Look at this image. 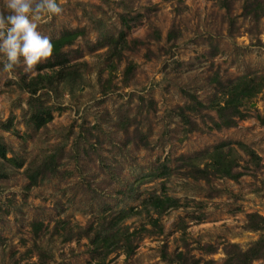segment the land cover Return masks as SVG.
Here are the masks:
<instances>
[{
	"label": "rangeland",
	"instance_id": "rangeland-1",
	"mask_svg": "<svg viewBox=\"0 0 264 264\" xmlns=\"http://www.w3.org/2000/svg\"><path fill=\"white\" fill-rule=\"evenodd\" d=\"M57 2L62 14L41 21L38 30L52 37L65 28H83V35L64 46L69 61H78L79 76L36 91L50 112L43 124L35 127L29 120L28 93L15 82L22 68L10 78L0 64V142L7 157H0V264H96L98 256L85 235L62 238L67 228L75 231L111 210L140 207L142 197L160 191L178 198V205L160 216L161 231L142 233L130 255L108 252L102 264H167L162 250L169 256L182 248L221 264V241L245 247L258 235L243 227L244 213L264 215V125L251 115L263 112L264 90L250 102V115L228 127L210 126L208 118L205 125L197 114L192 118L200 129L185 131L175 110L188 100L187 92L204 104L210 100L214 84L208 75L214 70L220 79L264 71V14L254 25L241 17V0H234L233 33L215 0ZM169 28L177 35L165 40ZM118 30L129 46L122 48L120 60L107 58L106 37ZM126 59L134 68L124 79ZM201 110L215 117L212 107ZM138 131L147 146L136 140ZM219 140L249 146L259 165L247 162L250 171L237 179L210 176L207 182L182 169L147 174L159 162L173 167L177 154H192ZM236 150L239 162L246 163L247 155ZM45 154H53V172L26 188V168ZM32 220L42 222L37 236ZM122 224L150 227L144 211ZM205 242L215 249L206 252ZM250 264H264V257Z\"/></svg>",
	"mask_w": 264,
	"mask_h": 264
},
{
	"label": "trees",
	"instance_id": "trees-1",
	"mask_svg": "<svg viewBox=\"0 0 264 264\" xmlns=\"http://www.w3.org/2000/svg\"><path fill=\"white\" fill-rule=\"evenodd\" d=\"M215 1L223 8L227 27L233 28L234 33L237 28L235 17L231 11L234 0ZM240 6L241 17L251 19L254 25L264 14V0H241ZM120 19L123 25L126 27L129 25L128 19L123 14L120 15ZM228 32L232 33V30L228 29ZM77 35H83L82 27L65 28L57 35L52 36L53 56L47 61L39 63L34 74L25 75L20 73L15 81L18 87L28 93V117L35 127L50 118L49 108L43 106L36 91L41 88L46 89L55 86L56 82L65 81L69 77H74V75L79 76L75 68L78 61H69L67 52L64 49V46L71 44ZM176 35V30L169 28L165 34V40H170ZM133 40L140 42L138 38H133ZM105 46L104 52L107 58L115 57L120 60L122 48L128 47L129 43L123 30H118L116 35L106 37ZM133 68L134 63L126 59L122 70L124 79L129 77ZM208 81L214 84V90L206 104L199 100L193 92H187L188 100L176 106L175 112L179 116L185 131L200 129L198 122L192 118L197 114H199L202 123L205 122L206 125L205 119L208 118L211 122L209 125L217 129L234 125L237 119L250 115L247 110L250 107V102L257 92L264 90V71L244 72L233 77L220 79L218 72L214 70L208 75ZM204 107H212L215 117L207 112H202L201 109ZM251 115L264 125V110L263 112L256 110ZM10 120L11 116H9L8 122ZM122 128L125 132V127ZM135 138L140 144L148 145L147 140L139 131L136 133ZM235 143L247 155L246 163L241 164L239 162L241 156L237 152L236 146L228 140H219L210 146L195 150L192 154H177L174 158L175 164L173 167L168 166L165 161L159 162L147 174L149 177H155L169 175L171 169H182L179 170L181 173L190 175L194 179L202 178L206 182L209 181L210 176H226L237 179L241 174L250 171L247 162L251 163V167H257L260 158L249 146L239 141ZM4 149L3 143L0 142V157L7 159ZM54 165L53 154H45V157L36 164L28 166L25 171L27 178L25 187H29L45 175L52 173ZM177 205L178 198L176 196L165 191L150 192L140 199V207L128 206L127 208L111 210L101 214L94 221L88 222L86 226H78L75 231L68 227L62 238L68 239L72 235H85L90 246L89 250L93 251L92 255L94 257L98 256L95 263L102 264L101 258L108 252L118 249L125 255H130L135 247L136 238L142 233L161 231L160 216ZM141 211H144L147 215L149 228L145 224L131 228L122 224L124 218ZM30 225L33 235L37 236L38 230L42 227V222L32 220ZM243 227L257 231V237L245 247H241L237 242L221 241L223 252L221 264H250L254 259L264 257V215L256 210L245 212ZM201 247L206 252H212L215 249V246L208 242L201 244ZM161 255L166 259L167 264H213L214 262L212 258L201 259L194 256L188 252L187 248L174 249L169 256L166 255L165 250H162Z\"/></svg>",
	"mask_w": 264,
	"mask_h": 264
},
{
	"label": "clouds",
	"instance_id": "clouds-1",
	"mask_svg": "<svg viewBox=\"0 0 264 264\" xmlns=\"http://www.w3.org/2000/svg\"><path fill=\"white\" fill-rule=\"evenodd\" d=\"M0 11V64L15 78V70L33 74L39 63L53 56L51 36L39 31L40 22L59 16L63 8L57 0H3ZM21 57L23 61L21 63Z\"/></svg>",
	"mask_w": 264,
	"mask_h": 264
}]
</instances>
